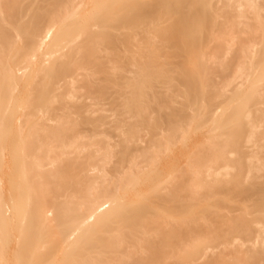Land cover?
Wrapping results in <instances>:
<instances>
[{
	"label": "bare ground",
	"instance_id": "6f19581e",
	"mask_svg": "<svg viewBox=\"0 0 264 264\" xmlns=\"http://www.w3.org/2000/svg\"><path fill=\"white\" fill-rule=\"evenodd\" d=\"M0 264H264V0H0Z\"/></svg>",
	"mask_w": 264,
	"mask_h": 264
},
{
	"label": "rangeland",
	"instance_id": "374dc122",
	"mask_svg": "<svg viewBox=\"0 0 264 264\" xmlns=\"http://www.w3.org/2000/svg\"><path fill=\"white\" fill-rule=\"evenodd\" d=\"M110 140H112V139L110 138Z\"/></svg>",
	"mask_w": 264,
	"mask_h": 264
}]
</instances>
